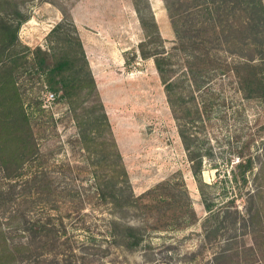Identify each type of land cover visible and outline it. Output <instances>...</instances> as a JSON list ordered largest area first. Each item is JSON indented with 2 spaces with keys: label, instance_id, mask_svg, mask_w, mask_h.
<instances>
[{
  "label": "trees",
  "instance_id": "16d2710c",
  "mask_svg": "<svg viewBox=\"0 0 264 264\" xmlns=\"http://www.w3.org/2000/svg\"><path fill=\"white\" fill-rule=\"evenodd\" d=\"M34 1L0 0V264H91L104 251L101 245L84 240L75 247L64 224L66 218L81 215L86 205L108 211L109 245L137 250L147 229L116 214L137 206L139 200L111 137L82 41L66 11L69 0H41L62 12V19L48 33L56 46L47 48L30 47L19 38ZM164 1L175 33L169 48L151 10L144 16L134 5L145 33L139 54L153 59L207 212L197 248L183 254L182 261L264 264V212H239L233 204L244 195L255 200L264 193V139L254 153L248 150L253 136L237 150L235 165L222 177L230 182L223 203L216 204L208 195L205 188L210 185L201 175L203 157L209 155L202 131L227 101L214 80L231 78L238 98L257 100L264 108V0ZM52 48H62V53L57 55ZM27 83H38L39 92H53V103L63 100L72 106L69 111L78 129L74 141L89 166L86 186L62 183L65 178L56 168L58 163L51 162L55 150L41 148L35 127L45 135V124L55 127L56 118L50 115L38 123L42 120L34 113L42 114L48 107H42L39 93L38 100L26 98ZM80 97L91 104L82 114L76 112ZM261 127L264 131V120ZM106 144L113 150L109 152ZM159 186L168 189L169 181ZM182 190L159 195L175 198L176 192H186Z\"/></svg>",
  "mask_w": 264,
  "mask_h": 264
},
{
  "label": "rangeland",
  "instance_id": "374dc122",
  "mask_svg": "<svg viewBox=\"0 0 264 264\" xmlns=\"http://www.w3.org/2000/svg\"><path fill=\"white\" fill-rule=\"evenodd\" d=\"M147 2L148 7L144 0H69L66 3V11L72 16L89 59L98 99L112 131L111 137L121 155L131 189L139 200L137 206L116 214L124 222L146 227L143 245L133 251L109 245V215L105 208L86 205L79 213L81 215L66 218L64 224L72 245L84 240L101 245L104 251L97 254L91 264H207L205 259L182 261L183 254L197 248L201 238L200 226L207 212L153 59H142L139 54L138 45L145 33L134 3L139 5L144 16L151 10L166 47L172 46L175 40L165 1ZM29 11L30 18L19 30L21 42L30 47L56 46L54 39L49 40L48 33L62 19L60 9L50 2L36 0L31 3ZM51 51L60 55L62 48H52ZM27 84L26 98L38 100L36 94L39 93L42 107H48L45 108L48 110L41 111L42 114L34 113L35 119L42 120L38 123H43L50 115L56 118L55 127L45 124V135L35 127L41 148L55 150L50 159L58 163L56 168L65 178L62 183L71 184L72 188L86 186L88 176L85 172L89 166L74 141L78 129L76 117L69 111L71 105L63 100L49 102L46 100L47 91L39 92L38 83L34 86ZM213 85L216 89H223L227 101L212 114L202 131L203 147L209 155L203 157L201 175L210 185L205 188L208 195L216 204H221L225 199L223 192L227 193L224 190H229L230 185V182L222 181V177L235 165L237 150L251 136L254 139L249 152L254 153L261 146L264 108L257 100L238 98L235 84L227 76L217 77ZM82 99H77L78 114L83 113L84 107L91 106ZM106 147L109 152L113 150L107 144ZM75 149L77 151H73ZM165 181H169L168 189L158 187ZM247 187L242 188L243 193ZM183 188L186 192H176L175 198L159 195ZM143 203L147 206L143 207ZM233 204L239 212H264V193L255 200L244 195ZM246 239L249 241L248 236Z\"/></svg>",
  "mask_w": 264,
  "mask_h": 264
},
{
  "label": "built area",
  "instance_id": "2783aa9c",
  "mask_svg": "<svg viewBox=\"0 0 264 264\" xmlns=\"http://www.w3.org/2000/svg\"><path fill=\"white\" fill-rule=\"evenodd\" d=\"M54 98H55V94L53 92L47 91L46 100L52 102Z\"/></svg>",
  "mask_w": 264,
  "mask_h": 264
},
{
  "label": "crops",
  "instance_id": "0c3cea01",
  "mask_svg": "<svg viewBox=\"0 0 264 264\" xmlns=\"http://www.w3.org/2000/svg\"><path fill=\"white\" fill-rule=\"evenodd\" d=\"M88 58V57H87ZM88 61H89V59H88Z\"/></svg>",
  "mask_w": 264,
  "mask_h": 264
}]
</instances>
